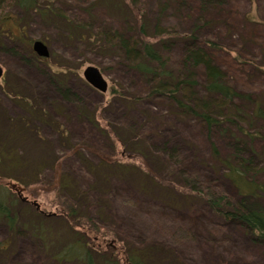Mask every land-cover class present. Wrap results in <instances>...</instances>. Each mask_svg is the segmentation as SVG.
<instances>
[{
    "label": "rangeland",
    "instance_id": "374dc122",
    "mask_svg": "<svg viewBox=\"0 0 264 264\" xmlns=\"http://www.w3.org/2000/svg\"><path fill=\"white\" fill-rule=\"evenodd\" d=\"M78 1L38 0V4L55 6L60 15L63 11L77 14L81 29L87 34L82 43L69 40L58 21L35 12L26 13L14 0H0V17L6 14L9 19L7 28L0 30V66L4 70L0 80V187L6 189L10 202L15 203L13 209L19 213L15 233L0 222V247L3 244L0 264H59L52 259L45 243L37 239L39 233L35 230L39 218L43 222L45 218L56 230L63 227L62 210L57 203L59 189L55 191L50 185L60 177L58 169L72 175L87 189L86 185L92 181L77 153L98 163L101 158L96 154L116 151L118 160L136 165L152 176L138 154L127 152L130 146L141 147L151 154L155 160V163L149 160L153 171L156 169L163 175L155 176L165 182H157L160 188L150 194L143 188V181L137 179L135 183L134 179H128L111 195L120 191L134 195L130 187L137 184L139 194L135 195L143 203L151 201L152 193L158 195L161 189L169 187L188 198L180 197L184 206L178 209L177 216L160 211L158 231L153 227L141 228L148 236L131 229L142 226L140 219H148L147 216L138 211L124 213L115 202L116 196L108 199L111 202L106 201L105 208H96L94 213H102L101 227L120 238L118 241L107 238L105 242H114L121 264H128L124 246L126 251L130 244L145 248L151 245L153 253L158 245L154 243L170 242V232L176 229L174 223L185 218L195 230L196 240L178 251L184 264H264V246L254 243L253 234L234 221L212 214L203 199L190 196L181 182V171H193L213 189L241 200L237 188L225 177L227 169L222 162L227 159L239 167L241 159H249L257 170L249 174V179L255 177V182L263 184L264 120L239 119L249 133L245 137L234 123H223L221 128L208 131L196 120L178 117L169 102L151 95L121 50L98 47L102 41L97 34L99 28L105 32L122 29L123 33L130 30L137 33L140 24L150 20L153 26L168 31L157 42H164L163 53L174 63L183 57L187 43L180 39L179 32L196 31L199 40L196 43H202L205 49V45L216 46L212 51L217 63L228 73L230 84L246 99L250 98L234 104L245 107L249 113L255 105L264 107V0H139L136 5L125 0L130 8L123 0L118 1V8L113 7V1L93 0L91 12V5ZM155 32L152 28V35ZM36 41L48 46L49 58H40L34 52ZM88 67L100 70L109 84L108 92L96 90L85 80L84 71ZM61 90H69L70 96L65 98ZM234 108L230 111L236 114ZM93 123L111 137L98 132ZM127 131H132V140L125 136ZM175 147L180 149L183 159L179 173L168 171L172 167L164 157L156 160L162 158L161 152L170 156ZM53 164L61 168L54 169ZM10 183L24 188L27 203L10 189ZM34 203L40 206V211ZM35 211L42 216L35 215ZM101 244L106 248L105 243Z\"/></svg>",
    "mask_w": 264,
    "mask_h": 264
},
{
    "label": "trees",
    "instance_id": "16d2710c",
    "mask_svg": "<svg viewBox=\"0 0 264 264\" xmlns=\"http://www.w3.org/2000/svg\"><path fill=\"white\" fill-rule=\"evenodd\" d=\"M79 1L86 5H91V9H89V12H91L93 0ZM108 1H113V7L118 8V1L120 0ZM138 1L131 0V4L136 5ZM14 3L26 13L35 12L42 17L58 21L61 24V30L69 40L82 43L86 39L87 34L84 29H81L82 26H80L77 14H68L69 11L66 13L63 11L64 14L60 15L59 9L55 6H41L38 4V0H14ZM123 4L129 8L131 7L125 0H123ZM3 12L5 13V10ZM5 15L0 17L2 18L0 20V30L2 31L7 28L9 23V19ZM152 28L156 31L154 35L151 33ZM131 32L133 31L130 30L128 33H123L122 29L105 32L99 28L97 34L102 39L99 38V41L102 42L98 47L106 46L112 50H121L126 61L131 64L133 71L145 82L148 90L151 91V95L161 102H169L171 104L170 108L173 111H177L178 117L186 116L196 120L208 131L221 128L223 123H234L240 131L239 134L241 133L245 137H249V133L243 129L242 123L239 124V119H244L240 120L244 122L250 119L264 120V107L255 105L247 113L245 107L238 108L234 105L237 100L245 98L244 94L239 93L230 84V80L227 79L228 73L217 63L214 51H212V47L216 48V46L205 45L207 48L205 49L202 48V43H196L199 41L197 40L196 31L179 32L180 39L187 43L183 47V57L174 63L171 62V58L168 55L163 53L164 42L163 44L162 41L157 42L158 37L168 34V31L160 29L159 25L153 26L150 20H146L140 24L137 33ZM230 58L233 61L235 60L234 57L230 56ZM235 71L238 73L239 69L235 68ZM61 92L65 95V98L70 96L69 90H61ZM246 100L250 101V98ZM234 106L236 114L230 111ZM237 121L239 125H237ZM93 126L106 138L111 137L109 132L102 129L98 124L93 123ZM131 133L132 131L124 133L125 136L129 137V140H132ZM213 147V150L217 153V148ZM129 150L126 151H133L135 152L134 154H138V157L144 160L146 170L153 177L136 165L123 163L118 160L116 151H113V154L103 152L96 154L101 158L98 163L80 155V152L77 151V155L80 157L79 161H82L87 167L92 181L86 185L87 189L82 187V184H79L78 180L72 175L64 174L63 169H58L60 177L53 179L50 185L55 191L59 189L57 203L61 206L60 217L64 222L62 224L63 227L56 230L50 226L45 218L44 222L39 218L35 227V230L37 229L39 233L37 239L45 243V247L52 254V259L55 262L59 264H121L115 245L113 244L111 248H107L110 244L105 242L107 238L120 240L118 234L112 231L106 232L99 224L100 214L102 213L100 211L94 213L96 208L98 210L105 208L106 201H110L108 199H112L114 196H116L115 202L121 206L124 213L125 211L126 213L138 211L147 216L148 219H140L143 221L142 226L136 228L132 225L136 229L131 228L142 236L147 235L145 230L141 229L143 227H147L148 230L153 227L155 231H158V227L161 225L158 220L160 211H169L177 216L178 209L184 206L180 197H188L184 196L181 191L171 187L161 189L158 195L152 193L151 201H147L148 203H143L137 199L138 197L135 195L136 193L139 194L137 184L135 188L130 187L136 197L129 195L125 191L115 192L111 195L118 185L123 187V183H128V179H134L135 183H137V179L143 181V188L150 194L151 190L160 188L157 182L161 183L164 181L155 176L160 174L163 177L156 169L153 171L149 160L154 163L155 160L151 154L148 155L141 147L134 149L133 146H130ZM181 154L180 149L175 147L172 149L170 156L161 152L162 158L156 157V160L160 161L164 157L168 165L172 167L168 171L171 172L170 170H173L179 173L180 169H178V166L183 161ZM222 165L227 169L225 177L237 188L241 195V200L233 199L229 195L223 194L221 189H213L209 182L204 181L198 174L189 170L181 171L182 188L190 196L203 199V203L212 214L221 216L225 221L236 222L253 234L255 244L264 246V206L262 205L264 201V183L255 182V177L249 179V174L257 171L253 166L252 160L241 159V162L238 163L239 167H236L230 160L225 159ZM53 166L54 169L58 167L56 164H53ZM58 168H61V165ZM164 178L166 177L164 176ZM174 185L177 186V184ZM5 192L6 189L0 187V222L8 226L11 233H15L17 231L19 213L13 209V206L15 208V203L10 202V198ZM179 198L181 201H179ZM160 204L168 207L157 206ZM35 215L42 216L41 213L36 211ZM188 224L189 221L186 218L174 223L176 229L170 232L171 241L164 240L165 245L154 243L158 245H156L157 249L153 253H151V250H153L151 245L145 248V246L137 247L130 244L126 251L124 246L123 254H127L125 256L127 263H183L178 256L179 252H181L179 250H183L182 247L185 244L193 243L196 240L194 239L195 230ZM212 227L216 228L214 225ZM101 243H105L106 248L101 246ZM2 247L3 244L0 250H2ZM157 253H161V256H156L158 255ZM245 254L247 253H243V255ZM188 260L196 262L193 259L188 258Z\"/></svg>",
    "mask_w": 264,
    "mask_h": 264
},
{
    "label": "water",
    "instance_id": "95a60500",
    "mask_svg": "<svg viewBox=\"0 0 264 264\" xmlns=\"http://www.w3.org/2000/svg\"><path fill=\"white\" fill-rule=\"evenodd\" d=\"M33 50L40 58H49L50 56V51H49L48 46L41 41L34 42ZM3 75H4V70L0 66V80L3 78ZM84 78L96 90L102 93L108 92L109 84L98 68L88 67L84 71ZM8 186L10 187L11 190L17 193V195L23 202L27 201V199L24 197V194H23L24 188L14 183H10ZM34 205L38 208V210L40 209V206L37 203H34Z\"/></svg>",
    "mask_w": 264,
    "mask_h": 264
}]
</instances>
